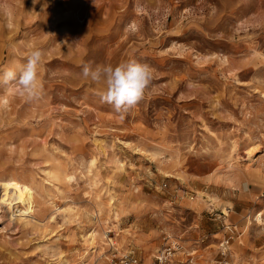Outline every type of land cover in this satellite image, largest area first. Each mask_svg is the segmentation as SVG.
Here are the masks:
<instances>
[{"label": "rangeland", "instance_id": "1", "mask_svg": "<svg viewBox=\"0 0 264 264\" xmlns=\"http://www.w3.org/2000/svg\"><path fill=\"white\" fill-rule=\"evenodd\" d=\"M34 48L41 99L0 87V264H264V0H0V70ZM128 59L154 78L121 119L81 70Z\"/></svg>", "mask_w": 264, "mask_h": 264}, {"label": "clouds", "instance_id": "2", "mask_svg": "<svg viewBox=\"0 0 264 264\" xmlns=\"http://www.w3.org/2000/svg\"><path fill=\"white\" fill-rule=\"evenodd\" d=\"M44 55V50L34 48L27 55L25 63L0 70V87L14 86L27 101H39L43 94L39 70ZM81 75L95 84L105 85V90L99 94L101 102L112 105L115 113L123 119L124 114L144 98L154 78V69L148 63L135 59L122 61L115 66H93L91 62H86L82 65Z\"/></svg>", "mask_w": 264, "mask_h": 264}, {"label": "built area", "instance_id": "3", "mask_svg": "<svg viewBox=\"0 0 264 264\" xmlns=\"http://www.w3.org/2000/svg\"><path fill=\"white\" fill-rule=\"evenodd\" d=\"M228 245V240L222 242L220 244V249H221V261H219L217 264H222V262H225V258H226V251H227V246ZM160 264L161 260L159 259L158 262L152 263V264ZM120 264H138L137 259L134 256H125L124 258H122L120 260Z\"/></svg>", "mask_w": 264, "mask_h": 264}, {"label": "bare ground", "instance_id": "4", "mask_svg": "<svg viewBox=\"0 0 264 264\" xmlns=\"http://www.w3.org/2000/svg\"><path fill=\"white\" fill-rule=\"evenodd\" d=\"M23 204L22 195H15L8 203L10 207L13 205Z\"/></svg>", "mask_w": 264, "mask_h": 264}]
</instances>
